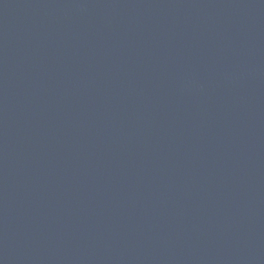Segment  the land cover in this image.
Instances as JSON below:
<instances>
[{
	"label": "water",
	"instance_id": "obj_1",
	"mask_svg": "<svg viewBox=\"0 0 264 264\" xmlns=\"http://www.w3.org/2000/svg\"><path fill=\"white\" fill-rule=\"evenodd\" d=\"M0 264H264V0H0Z\"/></svg>",
	"mask_w": 264,
	"mask_h": 264
}]
</instances>
